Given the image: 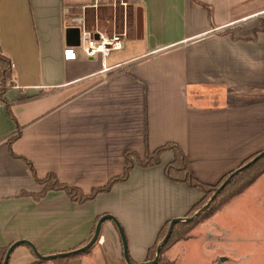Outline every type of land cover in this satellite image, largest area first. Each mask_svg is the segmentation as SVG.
Wrapping results in <instances>:
<instances>
[{
	"label": "crops",
	"instance_id": "0c3cea01",
	"mask_svg": "<svg viewBox=\"0 0 264 264\" xmlns=\"http://www.w3.org/2000/svg\"><path fill=\"white\" fill-rule=\"evenodd\" d=\"M83 26L124 30L122 47L65 53ZM72 27L78 40L66 33ZM0 54L11 64L0 82V264L19 240L43 255L78 248L104 214L117 219L130 260L141 264L160 228L202 196L165 176L171 149L83 202L57 189L35 197V175L88 192L122 173L126 150L143 156L174 142L193 176L214 184L264 150V0H0ZM263 178L231 200L250 196ZM192 239L166 254L182 258ZM36 260L21 243L7 264ZM35 264L126 263L118 229L105 220L85 252Z\"/></svg>",
	"mask_w": 264,
	"mask_h": 264
},
{
	"label": "trees",
	"instance_id": "16d2710c",
	"mask_svg": "<svg viewBox=\"0 0 264 264\" xmlns=\"http://www.w3.org/2000/svg\"><path fill=\"white\" fill-rule=\"evenodd\" d=\"M9 66L10 63L7 61L5 56L0 54V82L4 81L5 71ZM17 137H18V133L14 134L9 139V143L12 140L16 139ZM167 149H171L174 155H173V159L167 163L164 169L165 176L169 177L174 181L185 182L188 186L195 188L198 191H201L203 194H205L208 191L209 192L208 194L211 196L214 193V190L229 176V173L232 171L231 170L229 171V173L224 174V176H222L214 184H209L201 180H198L195 176H193L190 170L189 161L187 160L183 148L174 142H167L163 145H160L159 147L154 148L152 151H146L143 156H140L133 150H126L123 153L124 166L122 173L119 175L112 176L104 184L95 186L91 188L90 191L88 192H84L78 186L70 185L66 182L59 180L52 173H47L43 177H38L35 175V179L39 184L42 185V189L39 192L34 193V196L40 197L47 190L57 189V190H64L67 196L73 201L83 202L93 199L97 194L101 192L109 191L115 183L125 181L135 163L141 167H151L153 165L158 164L160 154ZM255 155L245 158L244 162L240 166H242L245 162L251 160V158L254 157ZM263 173H264V155H262L259 158V160H257L255 163L250 164L249 166L244 167V169L238 171L231 178L229 183H227L220 190L221 192H219L216 195L214 200L206 208L202 209L195 218L184 220L182 222H177L174 225L173 230L169 235V239L164 244L160 254L162 255V252L170 248V246L173 245L174 243L191 238L192 236L190 234V231L193 230L197 226V224L200 223V221L213 216L215 212L222 207L223 201L230 200L231 198L243 193L245 189L249 187L251 184H253ZM203 199L201 197L198 202L194 203L185 216L190 217L191 215L189 216V214H191V211L195 210L196 208L198 209L199 206L201 208V205L203 204L202 202H204ZM168 225H169V221L166 222V224L162 226L158 231L157 240L148 249L146 261L154 258L157 243L160 240H162V237L166 233L165 228L166 227L168 228ZM88 241L89 240H87V242ZM36 261L40 262L42 260L37 259ZM36 261L30 264H35ZM171 264H175V263L172 262Z\"/></svg>",
	"mask_w": 264,
	"mask_h": 264
},
{
	"label": "rangeland",
	"instance_id": "374dc122",
	"mask_svg": "<svg viewBox=\"0 0 264 264\" xmlns=\"http://www.w3.org/2000/svg\"><path fill=\"white\" fill-rule=\"evenodd\" d=\"M255 187L250 196L223 201L209 220L200 221L190 231L194 239L183 245L182 258L169 257L164 250L157 264H264V178ZM208 193H202L201 208L211 197ZM199 209L189 216L195 218Z\"/></svg>",
	"mask_w": 264,
	"mask_h": 264
},
{
	"label": "water",
	"instance_id": "95a60500",
	"mask_svg": "<svg viewBox=\"0 0 264 264\" xmlns=\"http://www.w3.org/2000/svg\"><path fill=\"white\" fill-rule=\"evenodd\" d=\"M140 18H141V16L139 15V12H137V17H136V28H137V31H140V27H141ZM71 31H75L77 33V40H78V38H79V28L78 27L68 28L66 30V33L69 34ZM262 155H264V150L260 151L258 154H256L254 157H252L251 160L245 162L242 166H239L238 168L232 170L229 173V176L214 190V193L211 195V197L206 201V203L202 206V208H200L199 211L196 212L195 215H198L199 212L202 209L206 208L214 200V198L216 197V195L219 192H221L220 190L227 183H229V181L231 180V178L238 171L244 169V167H247L250 164L255 163L257 160H259V158ZM189 219H192V217L184 216V217H174V218H171L169 220V225H168V228L166 230L165 235L162 237V240L157 244L154 258L151 259V260H148V261H144L141 264H156L158 262V260L160 259V255H161L160 252H161L164 244L169 239V235H170L171 231L173 230L174 225L177 222H182L184 220H189ZM105 220H111L116 225V227L118 229V232H119V235H120V238H121V241H122L123 257H124L125 263L126 264H133L132 261L129 258V255H128L127 242H126V239H125V235H124L123 229H122L121 225L119 224V222L117 221V219L113 215H111V214H104V215L100 216V218L96 222L95 229H94V233H93L92 237L89 239V241L86 244H84V245H82V246H80L78 248H75V249H72V250H69V251H65V252H59V253H55V254L43 255V254L39 253L35 249V247L31 244V242H29L27 240H19V241H16V242L12 243L9 246V248L6 250V253H5V255L3 257V260H2V264H7L8 263V259H9V256H10V253H11L12 249L16 245L21 244V243H24V244L29 245L32 248V250H33L36 258L37 259H41V260H49V259H53V258H57V257H64V256L78 254V253H83V252H85L95 242V240L97 238V235H98V232H99L100 225ZM224 258L225 257H220L221 260H224Z\"/></svg>",
	"mask_w": 264,
	"mask_h": 264
},
{
	"label": "built area",
	"instance_id": "2783aa9c",
	"mask_svg": "<svg viewBox=\"0 0 264 264\" xmlns=\"http://www.w3.org/2000/svg\"><path fill=\"white\" fill-rule=\"evenodd\" d=\"M125 36L126 32L124 30L111 34L103 32H97L96 34H93V32L89 31L83 26L78 45L66 47L64 52H80L87 56H93L97 53H100L102 56H107L112 51L118 50L122 47Z\"/></svg>",
	"mask_w": 264,
	"mask_h": 264
}]
</instances>
